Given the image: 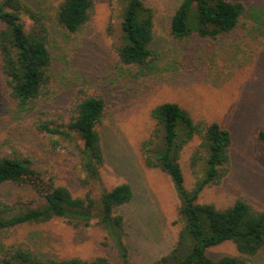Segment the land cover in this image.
Returning <instances> with one entry per match:
<instances>
[{
	"label": "rangeland",
	"instance_id": "1",
	"mask_svg": "<svg viewBox=\"0 0 264 264\" xmlns=\"http://www.w3.org/2000/svg\"><path fill=\"white\" fill-rule=\"evenodd\" d=\"M41 11L49 30L53 78L47 91L29 105L10 96L0 70V153L28 157L34 166L53 175L75 196L92 189H112L128 182L132 201L121 207L125 216V241L129 264H160L177 241L184 222L181 201L170 175L146 164L143 143L153 134L152 109L174 101L189 110L194 120L219 122L232 135L231 171L224 181L206 187L199 202L218 207L244 198L264 209V146L258 133L264 129V0L242 1L245 12L238 27L218 40L197 35L178 41L170 34L171 18L179 0H145L155 8L154 61L148 69L123 64L117 54L121 21L111 0H95V9L78 32L59 25L55 13L62 0H24ZM116 9H119V7ZM90 96L105 100L106 116L99 124L106 153L101 182L84 186L77 133L69 139L38 129L40 120L67 123L77 102ZM56 140H59L56 143ZM196 138L182 154L186 187L192 189L198 174L190 165ZM0 198L35 200L26 186L5 183ZM8 242L26 241L44 257L94 259L106 256L124 264L105 227L97 220L75 227L67 219L32 224L13 230ZM218 258L238 254L232 241L209 248ZM264 264V247L252 257Z\"/></svg>",
	"mask_w": 264,
	"mask_h": 264
},
{
	"label": "trees",
	"instance_id": "2",
	"mask_svg": "<svg viewBox=\"0 0 264 264\" xmlns=\"http://www.w3.org/2000/svg\"><path fill=\"white\" fill-rule=\"evenodd\" d=\"M121 21L117 54L127 66L148 69L154 61L156 26L155 8L145 0H111ZM116 7L119 9H116ZM95 0H62L55 13L60 26L76 33L90 20ZM245 12L242 1L179 0L171 18L170 34L178 41L192 36L218 40L233 32ZM0 70L11 97L21 105L38 100L52 83L53 55L49 46V30L44 14L24 0H0ZM156 127L144 141L146 164L170 175L181 201L179 212L185 223L174 248L159 260L160 264H256L253 256L264 247V209L247 199L238 198L227 207L199 202L206 187L221 184L231 171L232 135L219 122L195 121L188 109L174 101L163 102L152 109ZM106 116L105 100L90 96L73 107L67 123L40 120L38 129L51 135L72 139L80 135L83 145H76L85 176L84 186L100 183V169L106 153L99 124ZM199 144L190 157V165L199 175L195 187L189 189L181 160L185 147L195 140ZM264 146V129L258 133ZM59 140H56L58 143ZM13 183L31 188L36 199L9 201L0 198V238L32 224L67 219L75 227L90 226L97 220L106 228L124 264H129V245L125 241V216L120 208L129 204L133 187L128 182L112 189L101 188L93 196L88 189L75 196L53 175L36 168L28 157L0 153V186ZM232 241L238 254L213 258L209 248ZM0 264H112L106 256L94 259L52 258L40 255L26 241H0Z\"/></svg>",
	"mask_w": 264,
	"mask_h": 264
}]
</instances>
